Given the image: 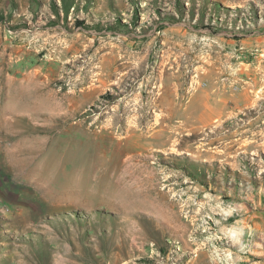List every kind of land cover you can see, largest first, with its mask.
<instances>
[{
	"label": "rangeland",
	"instance_id": "rangeland-1",
	"mask_svg": "<svg viewBox=\"0 0 264 264\" xmlns=\"http://www.w3.org/2000/svg\"><path fill=\"white\" fill-rule=\"evenodd\" d=\"M0 16V264L262 248L264 0H0Z\"/></svg>",
	"mask_w": 264,
	"mask_h": 264
},
{
	"label": "bare ground",
	"instance_id": "bare-ground-1",
	"mask_svg": "<svg viewBox=\"0 0 264 264\" xmlns=\"http://www.w3.org/2000/svg\"><path fill=\"white\" fill-rule=\"evenodd\" d=\"M248 86V85H247ZM252 86V85H251ZM262 90V89H261ZM261 93V92H260ZM216 95V94H215ZM202 96H204V95H202ZM201 96V97H202ZM204 97H207L206 98V100H205V102H204V104H205V106L206 107H209V109L210 110H212V113H214L215 112V108H214V104H209V102H208V100L210 99L209 97H208V95H205ZM223 98V97H222ZM203 99V98H202ZM239 98H237V100H238ZM216 102H220L221 101V99H217V97H216ZM224 100V99H223ZM229 100V99H228ZM226 101V100H225ZM224 101V102H225ZM256 101V100H255ZM238 103V102H237ZM246 103V102H245ZM224 104V103H223ZM236 104V103H235ZM213 105V106H212ZM205 114V113H204ZM203 117V116H202ZM166 118V117H165ZM171 118V116H167V119H170ZM207 118V117H206ZM183 123H185V120L183 119V121H181L180 122V124H183ZM157 144L158 145H161V144H163L162 142H157ZM45 159V158H44ZM120 195H121V197H122V201L123 202H129V203H135L136 205H139V206H141L142 204H146V200H144V198H140L141 196V193H138V194H136V192H132L131 191V189L130 188H123L122 190H121V192H120ZM153 203V202H152ZM145 206H147V205H145ZM229 212V211H228ZM128 213V212H127ZM264 226V225H263ZM145 234V233H144ZM146 238V237H145ZM243 245V244H242Z\"/></svg>",
	"mask_w": 264,
	"mask_h": 264
},
{
	"label": "crops",
	"instance_id": "crops-1",
	"mask_svg": "<svg viewBox=\"0 0 264 264\" xmlns=\"http://www.w3.org/2000/svg\"><path fill=\"white\" fill-rule=\"evenodd\" d=\"M261 242L262 248L261 249H252L246 253V256H239L237 259L242 260V264H264V226L263 231L260 235H256L253 237L252 246H255V243Z\"/></svg>",
	"mask_w": 264,
	"mask_h": 264
},
{
	"label": "trees",
	"instance_id": "trees-1",
	"mask_svg": "<svg viewBox=\"0 0 264 264\" xmlns=\"http://www.w3.org/2000/svg\"><path fill=\"white\" fill-rule=\"evenodd\" d=\"M67 4V3H66ZM3 17L2 16H0V20L2 19Z\"/></svg>",
	"mask_w": 264,
	"mask_h": 264
}]
</instances>
